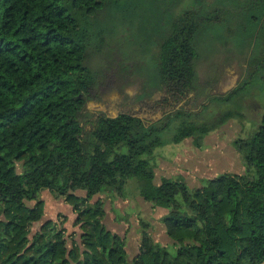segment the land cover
<instances>
[{"label": "trees", "instance_id": "trees-1", "mask_svg": "<svg viewBox=\"0 0 264 264\" xmlns=\"http://www.w3.org/2000/svg\"><path fill=\"white\" fill-rule=\"evenodd\" d=\"M117 21L148 23L155 64L170 79L194 73L211 28L252 43L250 85L264 73V0H0V264H264V113L250 135L233 140L245 172L195 188L157 182L154 151L187 138L200 148L241 116L234 110L202 121L179 112L164 123L100 113L84 129L94 83L86 51ZM246 87L213 101L233 102ZM132 177L144 201L167 209L161 222L171 244L155 241L142 223L129 258L125 239L103 223L104 201L92 198L122 196ZM44 189L72 207L78 239L66 233V218L45 219L29 235Z\"/></svg>", "mask_w": 264, "mask_h": 264}, {"label": "rangeland", "instance_id": "rangeland-1", "mask_svg": "<svg viewBox=\"0 0 264 264\" xmlns=\"http://www.w3.org/2000/svg\"><path fill=\"white\" fill-rule=\"evenodd\" d=\"M213 1L206 0V3ZM111 28L113 30L110 29L100 45L89 46L86 51V64L94 73V83L82 111L84 129H91L100 113L110 117L129 113L146 123L156 120L164 123L179 112L202 121L234 110L241 116L210 132L200 148L194 146L190 138L156 148V181L162 177L184 180L189 187L195 188L221 173H244L245 167L234 149L233 140L250 135L264 113V73L258 83L250 85V74L255 67L249 64L252 43L224 29H218L215 34L211 28L203 34L204 48L201 47L192 60L194 73L176 81L159 73L155 64L157 36L148 23L117 21ZM241 86H248V89L239 92L233 102L213 101ZM75 193L84 195L83 190ZM40 197L44 202L43 214L33 218L29 235L45 219L64 221L66 218V233L78 239L80 229L74 224L75 215L68 202L46 189L40 192ZM99 197L104 201L103 223L108 230L125 239L129 258L137 252L142 223L148 225L147 230L155 241L171 244L161 222L167 209L153 208L151 203L144 201L135 178L127 180L122 196L109 199L105 194H97L92 201ZM27 204L33 205V202Z\"/></svg>", "mask_w": 264, "mask_h": 264}, {"label": "crops", "instance_id": "crops-1", "mask_svg": "<svg viewBox=\"0 0 264 264\" xmlns=\"http://www.w3.org/2000/svg\"><path fill=\"white\" fill-rule=\"evenodd\" d=\"M70 208V207H69ZM70 211H72V208H70ZM73 212V211H72ZM72 215H75L74 213ZM41 217V216H40ZM48 219H52V218H48Z\"/></svg>", "mask_w": 264, "mask_h": 264}]
</instances>
